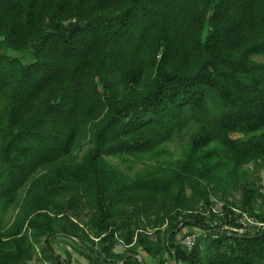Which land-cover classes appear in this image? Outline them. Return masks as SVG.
<instances>
[{
    "label": "trees",
    "instance_id": "trees-1",
    "mask_svg": "<svg viewBox=\"0 0 264 264\" xmlns=\"http://www.w3.org/2000/svg\"><path fill=\"white\" fill-rule=\"evenodd\" d=\"M255 55L264 0H0V264H70L51 245L58 234L89 264H149L132 246L161 264L164 253L171 264H264V192L242 180L244 165L264 167ZM186 132L181 158L132 174L109 159L159 158ZM224 167L242 197L238 213L226 202L219 215ZM85 209L84 223L73 218ZM244 214L260 224L210 225L240 228ZM185 226L211 232L187 249Z\"/></svg>",
    "mask_w": 264,
    "mask_h": 264
},
{
    "label": "rangeland",
    "instance_id": "rangeland-1",
    "mask_svg": "<svg viewBox=\"0 0 264 264\" xmlns=\"http://www.w3.org/2000/svg\"><path fill=\"white\" fill-rule=\"evenodd\" d=\"M12 54H17L16 52H11ZM28 57V56H26ZM256 60H264V55H255L253 56ZM232 135L238 136L240 134L233 133ZM189 140V133L186 132L183 136L176 137L169 142L165 143L162 146L163 152L159 156V158H150L148 155H143L140 158H131V159H124L122 156L119 157H110L109 159L117 164L119 167H121L124 171L130 172L131 174L136 172L137 170H140L146 163L149 162H155L157 159H177L183 157L187 142ZM81 154V153H80ZM217 158L221 159L222 152L217 153ZM127 165H131L132 168L128 170L126 167ZM243 169L247 172L244 176H242V180L245 178H248L250 180H253L254 188L258 189L262 192H264V167L260 169L258 172H254L252 169V164H247L243 166ZM226 172L225 177H222V174ZM219 180L218 182V189L217 193L211 196L213 200V208L217 211H222L224 203H228L230 206L234 207L236 212L240 210V207L237 206V201L241 199L242 192L239 188V183H236L234 180V177H229V174L226 171V168L224 167V170H220L217 172ZM230 183H228V182ZM214 185L215 182H210ZM255 211L259 213L260 211L264 212V205H261V202L258 201V203L255 204ZM17 212V208H9L4 214L3 219L5 225H8L15 217ZM90 211L88 209H85L81 211L78 215H73V218L76 219L78 222L84 223L85 220L90 216ZM240 222L243 223L244 228H248L249 226L259 223V220L256 217H253L249 214H244L242 217H237ZM217 220V219H216ZM221 222V221H220ZM86 226V225H85ZM193 229L192 227L185 226L182 228L179 233L177 234V237H180L182 234H184L186 231ZM91 233V231H90ZM76 238H70L63 235H54V237L51 239V245L54 249V251L60 256V259L66 258L67 252L70 253L71 261L70 264H89L87 258L81 253L80 246L76 242ZM90 244V242H87ZM125 245L122 243V241H117V243L114 246L115 252H122L125 250ZM133 250L136 251V256L141 260L145 261L149 264H161L158 262V257H151L149 255L143 254L140 248H135L132 246ZM145 255V256H144ZM144 256V257H143ZM164 259L163 264H171L173 259L169 257L167 253H164L162 255ZM28 264H53L48 261H42L41 259H38L34 257L31 261L28 262Z\"/></svg>",
    "mask_w": 264,
    "mask_h": 264
},
{
    "label": "built area",
    "instance_id": "built-area-1",
    "mask_svg": "<svg viewBox=\"0 0 264 264\" xmlns=\"http://www.w3.org/2000/svg\"><path fill=\"white\" fill-rule=\"evenodd\" d=\"M214 211H217L215 209H213ZM217 213H219V215H223L222 211H217ZM216 224H220L222 229H233V230H238L240 232H242L243 230H245L244 227H240V228H235V227H230L227 224H223L221 223L218 219L212 221V223L210 224L211 226L216 225ZM217 229V227H214ZM207 232H211L209 229H197V228H193L190 229L188 231H186L184 234H182L180 237H178L179 242L182 244L183 247L190 249L192 248L197 239L201 236H206ZM212 236L216 237V231L214 229V233L212 234Z\"/></svg>",
    "mask_w": 264,
    "mask_h": 264
}]
</instances>
